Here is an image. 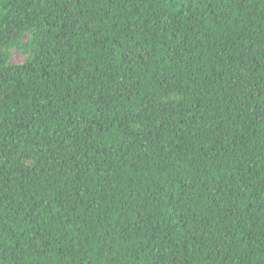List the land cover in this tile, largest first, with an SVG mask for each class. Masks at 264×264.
<instances>
[{"label":"trees","instance_id":"1","mask_svg":"<svg viewBox=\"0 0 264 264\" xmlns=\"http://www.w3.org/2000/svg\"><path fill=\"white\" fill-rule=\"evenodd\" d=\"M0 264H264V0H0Z\"/></svg>","mask_w":264,"mask_h":264},{"label":"rangeland","instance_id":"2","mask_svg":"<svg viewBox=\"0 0 264 264\" xmlns=\"http://www.w3.org/2000/svg\"><path fill=\"white\" fill-rule=\"evenodd\" d=\"M13 62L16 64H22L25 62V57L21 53L15 51L13 54Z\"/></svg>","mask_w":264,"mask_h":264}]
</instances>
